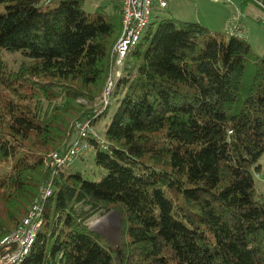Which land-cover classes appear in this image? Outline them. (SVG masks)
Wrapping results in <instances>:
<instances>
[{"label":"trees","instance_id":"1","mask_svg":"<svg viewBox=\"0 0 264 264\" xmlns=\"http://www.w3.org/2000/svg\"><path fill=\"white\" fill-rule=\"evenodd\" d=\"M0 0V240L52 178L49 156L94 121L116 69L121 4ZM256 3L264 11V0ZM152 22L114 88L99 180L62 168L20 264H264V54L178 18ZM6 53L25 58L17 68ZM82 100V101H81ZM85 100V102L83 101ZM96 123V122H95ZM62 149V148H61ZM116 210L121 244L86 221Z\"/></svg>","mask_w":264,"mask_h":264},{"label":"rangeland","instance_id":"2","mask_svg":"<svg viewBox=\"0 0 264 264\" xmlns=\"http://www.w3.org/2000/svg\"><path fill=\"white\" fill-rule=\"evenodd\" d=\"M61 0H52L51 6L59 5ZM120 5L118 0H86L85 9L95 11L97 8L105 9L106 12L113 10V5ZM237 13H241L240 25L243 27L246 39L251 43L256 53L264 54V11L254 2L246 0H168V6L158 7L154 10L151 22L152 27L158 28L162 19L178 18L189 22H199L210 30L226 32L228 21ZM247 15H249L247 17ZM246 17V18H245ZM246 19L247 27H244L242 19ZM248 31V32H247ZM119 39V38H118ZM118 41V40H117ZM116 44V43H115ZM115 46V45H114ZM5 60L11 66L17 68L24 60L21 53H6ZM82 101V100H81ZM85 102V100H83ZM109 107L94 126L100 135L105 138L107 126L118 106L114 91L109 99ZM102 103V109H103ZM96 122V123H95ZM63 149V147H61ZM60 148V149H61ZM95 148H88L81 156H78L68 167L70 172H81L82 175L91 180H99L106 173L95 162ZM50 157V156H49ZM50 161V158H49ZM48 161V162H49ZM264 167V154L260 159ZM6 168L0 166V172ZM254 182L260 195L264 196V173L254 170ZM116 212V214H114ZM86 223L94 230L99 231L107 237L116 247L121 244V219L118 212L112 210H100L93 214Z\"/></svg>","mask_w":264,"mask_h":264},{"label":"built area","instance_id":"3","mask_svg":"<svg viewBox=\"0 0 264 264\" xmlns=\"http://www.w3.org/2000/svg\"><path fill=\"white\" fill-rule=\"evenodd\" d=\"M123 11V28L116 42L112 57L116 69L110 74L103 91L102 103L106 108L116 86V81L121 74L128 54L136 48L145 30L149 26L154 10L158 7L168 6V0H118ZM243 16L237 13L227 23L226 33L245 38L243 27L239 21ZM76 135L70 144L50 154L49 165L53 168V176L65 167H69L74 160L81 156L92 146V141L98 142L103 148L108 145L105 138L96 130L92 119L78 120L75 123ZM53 176L41 187L38 195L32 202L27 215L18 226L0 240V264H20L30 254L36 242L37 235L44 219V203L52 195L54 184Z\"/></svg>","mask_w":264,"mask_h":264},{"label":"crops","instance_id":"4","mask_svg":"<svg viewBox=\"0 0 264 264\" xmlns=\"http://www.w3.org/2000/svg\"><path fill=\"white\" fill-rule=\"evenodd\" d=\"M248 16H249V15H247V17H248ZM245 18H246V17H245ZM242 21H243L244 27L246 28V27H247V25H246V24H247V23H246V19L243 18ZM247 32H248V31H247Z\"/></svg>","mask_w":264,"mask_h":264},{"label":"water","instance_id":"5","mask_svg":"<svg viewBox=\"0 0 264 264\" xmlns=\"http://www.w3.org/2000/svg\"><path fill=\"white\" fill-rule=\"evenodd\" d=\"M114 214H116V212H114ZM117 215V214H116ZM94 230V229H93Z\"/></svg>","mask_w":264,"mask_h":264}]
</instances>
